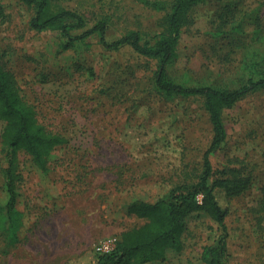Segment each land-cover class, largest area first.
<instances>
[{"label": "rangeland", "instance_id": "1", "mask_svg": "<svg viewBox=\"0 0 264 264\" xmlns=\"http://www.w3.org/2000/svg\"><path fill=\"white\" fill-rule=\"evenodd\" d=\"M0 6V65L39 122L67 139L49 156L46 172L18 153L16 207L23 226L13 247L0 235V264H95L99 243L116 244L123 232L143 224L127 213L133 199L151 203L200 176L212 136L207 115L198 99L156 92L157 62L129 46L105 50L92 36L63 50L58 30L29 28L32 7L16 0H0ZM59 9L74 10L86 21L70 35L104 19L108 40L129 31L142 40L159 34L166 13L137 0H51V10ZM225 9L229 22L221 24ZM176 54L167 72L178 83L233 89L264 74V0H208L195 6ZM222 123L225 144L211 153L212 167L229 171L231 180H247L240 193L216 191L228 210L224 261L264 264V90L224 109ZM2 129L0 121V134ZM5 168L0 144V210L7 199ZM220 234L214 221L193 213L182 250H168L148 264H204L202 248L214 245Z\"/></svg>", "mask_w": 264, "mask_h": 264}, {"label": "trees", "instance_id": "2", "mask_svg": "<svg viewBox=\"0 0 264 264\" xmlns=\"http://www.w3.org/2000/svg\"><path fill=\"white\" fill-rule=\"evenodd\" d=\"M34 9L29 20V28L37 33L58 30L65 40L63 50L76 42H84L92 36L105 50L116 51L129 46L134 53L157 62L154 74L156 92L167 98L198 99L202 103L211 127V140L202 156V172L195 181H183L170 189L163 197L149 203L133 199L127 206V213L143 221V224L120 235L115 248L105 255H99L95 264H148L162 260L166 252H180L183 248V234L187 218L200 213L214 221L221 232L214 245L202 248L200 260L204 264H225L227 228L225 217L227 208L223 206L216 191L223 190L231 196L243 191L247 180H231L227 170H215L210 161L211 153L225 144L226 133L222 123V111L232 107L243 97L264 90V74L258 73L237 88L217 87L209 84H188L173 81L168 76V68L177 58L176 47L182 29L189 23L191 10L208 0H172L167 5L162 1L137 0L154 10H165L164 29L142 40L140 33L129 31L119 38L108 40L107 22L98 20L92 27L77 35L70 31L82 28L86 21L74 10H51V0H16ZM227 9L220 15L221 24L229 22ZM0 6V19L3 18ZM256 40L260 39V17L254 15ZM239 24V23H238ZM236 25L239 28L240 25ZM236 27L231 28L235 30ZM225 33H228L226 31ZM0 121L3 129L0 144L5 153L6 168L4 180L7 199L0 210V235L11 247L19 239L23 226V213L17 209L20 180L17 155H28L32 163L42 172L47 171L48 158L57 148L66 144L67 139L60 133L47 129L37 118L35 108L24 100L14 77L0 65ZM239 188V189H238ZM233 192V193H232ZM264 200V189L262 191ZM200 198V199H199Z\"/></svg>", "mask_w": 264, "mask_h": 264}, {"label": "built area", "instance_id": "3", "mask_svg": "<svg viewBox=\"0 0 264 264\" xmlns=\"http://www.w3.org/2000/svg\"><path fill=\"white\" fill-rule=\"evenodd\" d=\"M115 246L116 244L114 242L108 240L99 243L96 246L95 250L99 255H105V254H109L115 248Z\"/></svg>", "mask_w": 264, "mask_h": 264}]
</instances>
